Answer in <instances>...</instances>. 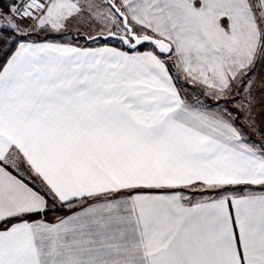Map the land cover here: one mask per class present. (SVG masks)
I'll use <instances>...</instances> for the list:
<instances>
[{"label":"snow or ice","instance_id":"6c2138e0","mask_svg":"<svg viewBox=\"0 0 264 264\" xmlns=\"http://www.w3.org/2000/svg\"><path fill=\"white\" fill-rule=\"evenodd\" d=\"M0 264H264V0H0Z\"/></svg>","mask_w":264,"mask_h":264},{"label":"crops","instance_id":"0c3cea01","mask_svg":"<svg viewBox=\"0 0 264 264\" xmlns=\"http://www.w3.org/2000/svg\"><path fill=\"white\" fill-rule=\"evenodd\" d=\"M78 42L81 43V44L86 43V42L84 41L83 38H81ZM99 43H100V44H103L104 41H103V42H99ZM108 43H109L110 46H119V45H116V44H113V43H110V42H108ZM92 46H95V45H92ZM188 87H189L190 89L192 88L191 85H189ZM196 91H199V89L197 88ZM209 103H214V102H213V101H209ZM257 112H259V109H257ZM57 214L59 215V214H62V213H57ZM51 218H52V217H51V215H50V216H49V219H51Z\"/></svg>","mask_w":264,"mask_h":264},{"label":"rangeland","instance_id":"374dc122","mask_svg":"<svg viewBox=\"0 0 264 264\" xmlns=\"http://www.w3.org/2000/svg\"><path fill=\"white\" fill-rule=\"evenodd\" d=\"M99 42H103V41H99ZM108 42H110V43H113V44H119V42L118 41H108Z\"/></svg>","mask_w":264,"mask_h":264},{"label":"trees","instance_id":"16d2710c","mask_svg":"<svg viewBox=\"0 0 264 264\" xmlns=\"http://www.w3.org/2000/svg\"><path fill=\"white\" fill-rule=\"evenodd\" d=\"M5 2H6V0H5ZM116 45H119V44H116Z\"/></svg>","mask_w":264,"mask_h":264}]
</instances>
